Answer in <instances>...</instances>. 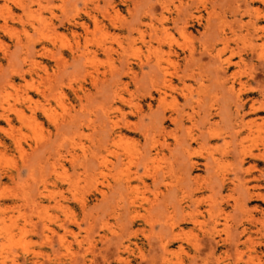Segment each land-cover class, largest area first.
I'll return each mask as SVG.
<instances>
[{
  "label": "rangeland",
  "instance_id": "1",
  "mask_svg": "<svg viewBox=\"0 0 264 264\" xmlns=\"http://www.w3.org/2000/svg\"><path fill=\"white\" fill-rule=\"evenodd\" d=\"M253 1L0 0V264H264V203L231 182L264 175L234 137L264 118ZM221 37L247 67L222 71Z\"/></svg>",
  "mask_w": 264,
  "mask_h": 264
},
{
  "label": "bare ground",
  "instance_id": "2",
  "mask_svg": "<svg viewBox=\"0 0 264 264\" xmlns=\"http://www.w3.org/2000/svg\"><path fill=\"white\" fill-rule=\"evenodd\" d=\"M253 2H258L262 5H264V0H254ZM249 13H250V18L252 17V15H256V16L263 15L262 19L264 20V11L260 10V8L249 11ZM254 26L256 27V25H254ZM84 29L86 30L87 28L85 27ZM262 30L264 31V27L262 28ZM263 36H264V34H263ZM261 40H263V38ZM219 44H221L223 47L219 50H216V47ZM261 46L264 47V41H263ZM205 51L210 55H212L213 51L216 52L215 56L219 60L220 66H221L223 72H226L227 70H229L231 65L238 66L239 68H241L242 66L247 67L243 57L241 55H238V53H236L233 49H231V46H229V41L226 37H221L218 41L210 44L209 48L208 47L205 48ZM227 52L230 53L229 56L223 59V55H225ZM235 56H238L239 61L233 63V58ZM260 58L261 59L263 58V61H264V54H260ZM255 80H256V78H255L253 72L249 71L247 74L246 81H243L242 79L231 80L229 91H231L232 93L235 94L238 101H242L243 96L255 95V94H257V92L260 91L258 89L259 87L253 88L251 85L252 83L255 82ZM256 84H258V83H256ZM261 94H262V91H261ZM243 106H245V105H243ZM251 112H253L256 115L264 114V95H263L261 102H259V103L253 102L252 103V105L250 106V113ZM244 115L242 117H240L241 121L239 122V125H238L236 131L234 132V137L239 142V152H238V157L236 160L237 161L236 168L238 171L242 170L247 161L253 162L254 165L248 169H245V171H244L245 175H248L249 177H253L254 172H258V169H257L258 166L264 161V118L262 120L263 123L259 124L256 120L245 121ZM5 117H6V119L4 118L5 121L10 123V119L7 116H5ZM190 133H192V132H190ZM212 136H216V135L214 133H212ZM193 139H194V137H193ZM195 141H197V139H195ZM248 144H252V145L247 146ZM259 146L262 147L263 153L259 152L260 154H255L253 152V150L251 149V147H258L259 148ZM235 172H234V174H235L234 178L235 179L231 180L234 188L241 187L243 189L244 195H246V197L248 199L247 201L264 203V193H263V191H264V175L260 174L261 172H259V176L253 177L251 180H247L246 178L241 179L242 174L240 173L241 175H238ZM222 178H223V182H225V179L227 177L223 176ZM251 183H256V184L253 185L252 187H250L249 184H251ZM125 184L129 185L130 182H126ZM247 201H245L243 198L234 199L233 207L235 209L238 208L239 210H241V209L246 207L245 205H246ZM199 214L200 213L198 210L189 211L187 213L183 212V215L181 216V219H180L181 222L185 223V224L189 223V224L193 225V228L189 233H184V231L181 230L179 233L175 234L174 233L175 230L177 228H179L180 225L178 224L177 221L170 219L171 223L169 224V227H170V231H171L170 232L171 237H172L171 239L176 240V239L182 238L183 236L190 237V236H192L191 234L193 233V231L195 229H197L198 227H200V230H203V228H201V226L199 225V216H200ZM229 226L230 225H227V223H226L225 228L223 230L226 234H228V231H230ZM211 232H213V234L219 233L218 228H217V224L214 225ZM206 234H207L206 232L205 233L203 232V235H206ZM167 246H168L167 244H165L163 246V251H164L163 261L165 264L170 263V259L168 260V257H170V256L168 254L169 252H168ZM253 261H255V259H253Z\"/></svg>",
  "mask_w": 264,
  "mask_h": 264
}]
</instances>
